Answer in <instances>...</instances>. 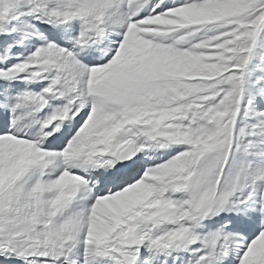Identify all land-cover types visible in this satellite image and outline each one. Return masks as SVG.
<instances>
[{"label": "snow or ice", "instance_id": "1", "mask_svg": "<svg viewBox=\"0 0 264 264\" xmlns=\"http://www.w3.org/2000/svg\"><path fill=\"white\" fill-rule=\"evenodd\" d=\"M0 264H264V0H0Z\"/></svg>", "mask_w": 264, "mask_h": 264}]
</instances>
